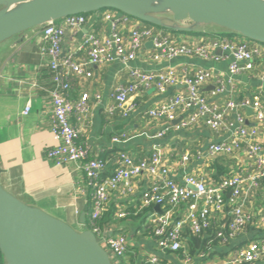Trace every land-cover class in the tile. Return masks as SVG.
<instances>
[{
    "label": "crops",
    "instance_id": "crops-1",
    "mask_svg": "<svg viewBox=\"0 0 264 264\" xmlns=\"http://www.w3.org/2000/svg\"><path fill=\"white\" fill-rule=\"evenodd\" d=\"M86 17V24L77 29L67 26L64 19L57 21L65 32L62 44L64 55L74 54L79 61L88 57V48L77 50L88 37L95 36L101 40L113 38V24L117 25L116 33L127 44L131 42L134 29L148 28L112 10L99 11ZM163 20L168 25L174 23L170 15L163 16ZM181 26L188 27L189 24ZM149 28L156 35L167 37L174 45H198L216 40H222L225 44L232 41L223 37L229 31L216 26L202 27L188 34L154 26ZM43 31L44 27L34 28L0 45V184L20 200L83 231L89 223L94 191L77 165L57 166L46 155L49 149L58 145V141L52 133L53 105L49 96V91L54 87V75L43 54L46 46ZM235 40L241 41V38ZM149 43L153 41L146 40L137 59L128 65L121 61L98 65L92 67V78H72L71 99L78 100L86 95L91 104V113L82 125L79 143L88 149L90 159L107 162L104 178H109L117 169L120 152H127L139 159L160 152L163 163L171 170L172 178L180 185H185L188 176H196L208 184L231 176L241 177L245 180V186L239 203L252 220L241 236L228 239L225 243L210 242L206 252L194 256L188 254L189 231H186L184 253L182 256L170 255L158 247L148 229L152 210L139 211L142 195L153 183V179L144 174L133 180L131 193H111L105 214L113 212V221L105 226V231L127 236L136 264H147L151 258H159L167 264H236L234 260L240 250L251 243L264 244V180L258 181V186L252 184L255 168L244 150L232 156L210 155L211 145L230 142L235 137L236 128L230 127V124H236L237 113L231 112L226 116V127L220 132L210 129L205 118L194 127L183 129L179 126L182 115L178 117L179 124L174 122L171 125L166 120L150 116L152 110L186 92L183 85L171 87L165 93L156 89L138 93L127 105H135L129 117H125L124 111L118 108L113 94L119 87L129 85L132 69L159 72L172 68L180 76L187 70H207L215 78L203 85L201 92L210 104L225 108L230 101L258 99L264 105V79L261 78L264 62H257L254 72L235 76L230 72L233 57L221 48L211 51L221 57L218 62L187 56L155 61L152 58L154 44L148 48ZM219 81L224 91L214 96ZM27 107L31 109L25 115ZM240 114L246 118L247 128L258 129V141L264 146V123L260 124L250 109L241 110ZM72 123L78 124L77 119L73 118ZM114 138H119L120 143L114 142ZM185 156L189 157V161L184 162ZM225 197L227 204L224 212L214 215L212 219V226L217 229L232 220L236 207L231 192L226 193ZM156 211L163 213L164 209L160 207ZM125 213L128 216L121 218L120 215ZM83 215H86L85 225L81 224ZM184 215L185 206L175 210L176 218H183ZM209 231L200 236L210 238ZM126 259L129 261L130 256ZM253 264H264V256Z\"/></svg>",
    "mask_w": 264,
    "mask_h": 264
},
{
    "label": "built area",
    "instance_id": "built-area-1",
    "mask_svg": "<svg viewBox=\"0 0 264 264\" xmlns=\"http://www.w3.org/2000/svg\"><path fill=\"white\" fill-rule=\"evenodd\" d=\"M109 18V17H108ZM65 24L72 29H77L86 24V15L71 16L65 18ZM44 27V39L46 46L43 49L47 66L53 72L54 87L49 91L53 111L51 113L52 133L58 145L48 150L47 159L57 166L69 164L77 165L84 173L89 185L92 187L93 203L89 223L85 229L91 230L101 246L118 260L126 257L130 249L127 236L113 235L98 225V221L106 213L110 195L115 191H122L125 195L132 192V182L144 174H148L153 183L145 191L141 198L139 211H151L150 222L158 247L165 252H180L184 250L186 243V231L192 235L200 236L212 227L214 215L224 212L226 207V193L231 192L232 202L236 205L232 220L218 233V238L223 242L241 236L250 224L252 217L244 211L239 203L245 186V180L238 176H231L219 182L208 184L196 176H188L185 185L177 183L171 175V170L163 163L160 152L139 159L127 152H120L117 158V169L109 177L104 178L103 173L107 168V162L102 159H90L89 151L79 143L83 129L82 125L88 120L91 113V104L86 95L78 100H72V78L90 79L93 77L92 67L109 65L116 61L128 65L135 61L139 52L144 47L146 40L154 43L153 60H171L183 56L197 57L207 61H220L221 57L214 55L212 49L221 48L231 53L233 63L230 66L232 75L238 76L254 72L257 62H264V46L252 44L249 41H231V43L216 40L198 45H174L167 37L156 35L151 28H136L131 33V42L127 44L117 31V25L113 24V38L101 40L90 36L77 50L89 49L85 60H78L76 55H64L63 39L64 29L58 22L49 23ZM211 71L199 70L191 72L183 71L181 76L175 69L164 71H145L141 69L130 70V83L119 87L113 94L124 116L129 117L134 111L135 105L127 107L128 103L140 92L156 89L165 93L169 88L183 85L186 92L180 93L169 99L164 104L150 112V116L157 120H166L169 125L176 122L182 115L179 126L183 129L194 127L202 119H206L207 125L215 132H220L226 127V116L231 112L237 113L236 124L230 127L236 128V135L230 142L217 143L210 146V155L232 156L244 150L248 160L255 168L252 177L253 185L258 186V181L264 180V146L258 141V129H249L246 126V118L240 111L253 109L256 119L260 124L264 123V105L258 100L243 99L230 101L225 108L217 104H210L202 92L201 87L214 80ZM264 79V73L261 76ZM213 93L214 96L224 91L222 82ZM30 107L24 111L30 113ZM76 118L78 124H73ZM163 135V134H162ZM161 135V136H162ZM120 143L119 138H114ZM184 162L189 157L183 158ZM157 206L164 209L163 213L154 210ZM186 207V215L183 218L174 216L175 210ZM128 215L121 214L120 217ZM264 220V217H263ZM264 256V244L251 243L237 254L234 260L236 264H253ZM0 264H5L0 253ZM147 264H161L159 258H151Z\"/></svg>",
    "mask_w": 264,
    "mask_h": 264
},
{
    "label": "water",
    "instance_id": "water-1",
    "mask_svg": "<svg viewBox=\"0 0 264 264\" xmlns=\"http://www.w3.org/2000/svg\"><path fill=\"white\" fill-rule=\"evenodd\" d=\"M103 10L178 33L216 26L264 45V0H0V45L31 29ZM165 15L172 17V25L165 23ZM185 23L189 26H181ZM0 252L5 264H119L91 230H76L1 184Z\"/></svg>",
    "mask_w": 264,
    "mask_h": 264
},
{
    "label": "trees",
    "instance_id": "trees-1",
    "mask_svg": "<svg viewBox=\"0 0 264 264\" xmlns=\"http://www.w3.org/2000/svg\"><path fill=\"white\" fill-rule=\"evenodd\" d=\"M144 24V23H143ZM148 28L151 27L152 25L149 24H145ZM153 27V26H152ZM157 28V27H156ZM158 29H162V28H158ZM227 34H235V33H231L228 32ZM249 41V40H247ZM252 44H258V43H254L252 41H249ZM264 46L263 44H259ZM92 211V209H91ZM91 213V212H90ZM113 212L109 213V214H104V216L101 218V220L98 221V225L100 226V228H102L103 231H105V226H107L108 224H110L113 220ZM148 229L152 232L153 229L150 226H148ZM209 234H211L210 238L204 239L203 236H197V235H192L191 233H189L188 235V254L190 256H194L200 252H206L207 250V244L212 242L214 244H219L221 242H223L222 239L218 238V233L220 231V229H217L215 227H211L209 229ZM115 235V234H113ZM132 248L130 247L129 252L127 253L128 256H130V260L127 261L126 257L123 258H119L117 261H119V264H136V261L133 257V255H131L132 252ZM1 253V252H0ZM170 255H175V256H182V254L184 253V250L180 251V252H168ZM161 264H167L165 261H161Z\"/></svg>",
    "mask_w": 264,
    "mask_h": 264
},
{
    "label": "rangeland",
    "instance_id": "rangeland-1",
    "mask_svg": "<svg viewBox=\"0 0 264 264\" xmlns=\"http://www.w3.org/2000/svg\"><path fill=\"white\" fill-rule=\"evenodd\" d=\"M104 11V10H103ZM113 11V10H112ZM90 15V14H89ZM88 16V15H87ZM226 33V32H225ZM183 34V33H180ZM223 37H226L227 39H230L232 41H236L235 39L241 38V40H245V38L241 37L239 34L235 33V34H227ZM126 258H128V255H126ZM113 261L115 263H119V261H117L115 258H113ZM126 264V263H125Z\"/></svg>",
    "mask_w": 264,
    "mask_h": 264
}]
</instances>
